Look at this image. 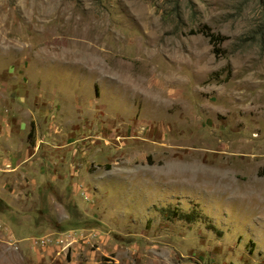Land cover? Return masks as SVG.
Instances as JSON below:
<instances>
[{"label":"rangeland","instance_id":"1","mask_svg":"<svg viewBox=\"0 0 264 264\" xmlns=\"http://www.w3.org/2000/svg\"><path fill=\"white\" fill-rule=\"evenodd\" d=\"M0 264H264V0H0Z\"/></svg>","mask_w":264,"mask_h":264},{"label":"trees","instance_id":"2","mask_svg":"<svg viewBox=\"0 0 264 264\" xmlns=\"http://www.w3.org/2000/svg\"><path fill=\"white\" fill-rule=\"evenodd\" d=\"M198 33L202 34L208 39L209 44L214 48V52H219V48L225 40L224 37L219 34H214L208 27H203L198 31Z\"/></svg>","mask_w":264,"mask_h":264}]
</instances>
